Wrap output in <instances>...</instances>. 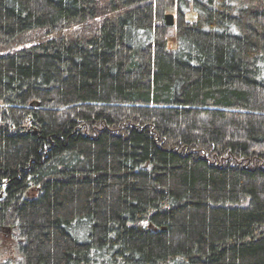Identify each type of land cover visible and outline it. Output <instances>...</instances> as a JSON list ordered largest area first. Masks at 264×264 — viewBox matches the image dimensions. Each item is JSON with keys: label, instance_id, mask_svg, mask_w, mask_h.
Here are the masks:
<instances>
[{"label": "trees", "instance_id": "16d2710c", "mask_svg": "<svg viewBox=\"0 0 264 264\" xmlns=\"http://www.w3.org/2000/svg\"><path fill=\"white\" fill-rule=\"evenodd\" d=\"M1 232L0 264H264V0H0Z\"/></svg>", "mask_w": 264, "mask_h": 264}, {"label": "rangeland", "instance_id": "374dc122", "mask_svg": "<svg viewBox=\"0 0 264 264\" xmlns=\"http://www.w3.org/2000/svg\"><path fill=\"white\" fill-rule=\"evenodd\" d=\"M167 14H173L175 16V18H176L175 11H168ZM190 18H192V17H190ZM173 27H170L169 36L173 35ZM15 245H16V241H14L12 237H9L4 232L0 233V255L4 259H6L8 256H12L13 255L14 246Z\"/></svg>", "mask_w": 264, "mask_h": 264}, {"label": "water", "instance_id": "95a60500", "mask_svg": "<svg viewBox=\"0 0 264 264\" xmlns=\"http://www.w3.org/2000/svg\"><path fill=\"white\" fill-rule=\"evenodd\" d=\"M165 21L168 27H173L175 25V16L173 14H167L165 16Z\"/></svg>", "mask_w": 264, "mask_h": 264}]
</instances>
